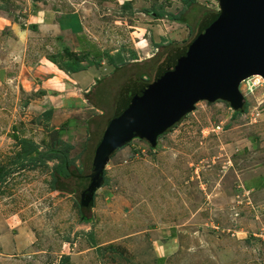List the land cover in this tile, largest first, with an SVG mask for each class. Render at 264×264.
Returning <instances> with one entry per match:
<instances>
[{
    "label": "rangeland",
    "instance_id": "rangeland-1",
    "mask_svg": "<svg viewBox=\"0 0 264 264\" xmlns=\"http://www.w3.org/2000/svg\"><path fill=\"white\" fill-rule=\"evenodd\" d=\"M37 1L60 4L61 11L78 4L84 25L78 55L65 52L70 46L59 41L40 52L61 50L62 65L73 56L82 64L98 56L105 62L109 54L117 67L99 66L88 76L75 71L80 85H89V102L66 103L50 120L26 105L39 91L0 83V264H264V83L247 90L257 76L239 85L241 111L201 100L154 147L134 138L116 149L92 206L82 212L89 222L81 221L79 192L50 189V161L15 165L22 160L17 138L24 136L41 149L69 144L68 156L87 176L116 103L122 99L126 106L136 80H153L168 50L194 36L196 19L217 10L216 1ZM180 19L192 31L175 36L184 28ZM61 123L67 130L54 131ZM87 183L88 177L82 188ZM162 229L176 237L175 249L163 258L154 254L161 249H153Z\"/></svg>",
    "mask_w": 264,
    "mask_h": 264
},
{
    "label": "water",
    "instance_id": "water-1",
    "mask_svg": "<svg viewBox=\"0 0 264 264\" xmlns=\"http://www.w3.org/2000/svg\"><path fill=\"white\" fill-rule=\"evenodd\" d=\"M216 16L139 87L106 125L97 143L88 183L80 192L86 206L103 184L110 155L137 138L154 147L158 136L191 112L198 101H223L241 111L239 84L256 75L264 83V0H214ZM92 202V201H91Z\"/></svg>",
    "mask_w": 264,
    "mask_h": 264
},
{
    "label": "crops",
    "instance_id": "crops-1",
    "mask_svg": "<svg viewBox=\"0 0 264 264\" xmlns=\"http://www.w3.org/2000/svg\"><path fill=\"white\" fill-rule=\"evenodd\" d=\"M76 5L73 4L69 11H61L60 4L48 6L37 0H0V83L14 82L24 93L29 90L39 91L34 97L28 98L26 105L36 108V113L47 120L63 110L61 107L66 103L73 102L82 106L88 102L85 99L90 89L88 83L80 85L81 80L78 81L76 73L58 61L57 56L61 50L54 55L40 52L45 43L52 41L56 45L59 41L66 47L70 46L69 49L64 47L69 52L78 55L76 42L83 33L84 25ZM39 41L43 42L39 45ZM78 61L86 65L79 58ZM98 64L105 66L100 60ZM76 72L88 76L91 70ZM67 119L64 121H70L71 118ZM64 125L61 123L60 127L54 126L53 130L58 132ZM92 157L93 154L90 163ZM160 236L163 240H155L153 249H161L155 250L154 254L163 258L175 249L176 237L170 229H162Z\"/></svg>",
    "mask_w": 264,
    "mask_h": 264
},
{
    "label": "trees",
    "instance_id": "trees-1",
    "mask_svg": "<svg viewBox=\"0 0 264 264\" xmlns=\"http://www.w3.org/2000/svg\"><path fill=\"white\" fill-rule=\"evenodd\" d=\"M185 4H190L194 2V0H184ZM216 10H205L201 12V15L196 19L195 21V28H197V31L195 32L194 36L185 44L183 45H175V47H172L168 50L167 54L164 56V58L160 61V63L157 65L154 77L156 73L158 72L159 68L164 65V63L173 56L182 46L188 44L190 41H192L199 32L216 16ZM180 21L184 24V28H180L179 30H176L173 35L175 36H182L185 32L188 33L192 31L191 26L185 22L184 20ZM152 28V27H151ZM153 43L155 44V47L158 45L160 46V40L161 37L157 36L153 29ZM185 37H182L181 40H184ZM65 52L70 53L67 49H64ZM105 58L104 64H113L114 67H117V65L113 61V57L109 54H106L103 56ZM99 56L97 59L91 60L90 62H87L85 66L79 64L78 57H70V60L68 62H65L66 66H68L71 70V72L75 71H81V70H92L97 69L99 67L98 64ZM148 82H139L135 81L132 83L133 85L136 84V90L141 87L143 84H146ZM89 93V91H87ZM85 94V99L89 102L87 99V95ZM122 99L116 103L113 116L118 114V112L121 110V108L124 107ZM17 141L19 143V150L16 153L17 156L22 159L18 162H15L16 168H20L23 166H29V167H35L39 164L47 165V162L50 161L51 164L49 166V175H50V182L49 187L51 190H57L62 191L66 193H76L83 190L82 188V180L84 178H87L88 176H85L81 174V169L73 163V160L69 158L67 154V148L69 147V144H64L65 148H57V147H47L44 149L39 148L38 144L32 141L31 139L24 138V137H18ZM112 155V154H111ZM14 167V166H13ZM1 168V167H0ZM14 169L10 168L9 170ZM9 170L6 171V173L9 172ZM5 172H3L4 174ZM103 183H104V177H103ZM92 200L89 201V203L86 206L78 205L80 218L82 222H89L90 217L85 216L82 214L83 211L88 210L92 206Z\"/></svg>",
    "mask_w": 264,
    "mask_h": 264
},
{
    "label": "built area",
    "instance_id": "built-area-1",
    "mask_svg": "<svg viewBox=\"0 0 264 264\" xmlns=\"http://www.w3.org/2000/svg\"><path fill=\"white\" fill-rule=\"evenodd\" d=\"M253 76H256V75H253ZM250 77H252V76H250ZM249 79V77L248 78H246V79H244L243 81H245V80H248ZM242 83V82H241ZM240 83V84H241ZM251 84H249L248 86H247V90L248 91H251V88L252 87H255L256 85H261L260 83H262L263 84V81H262V79L260 78V77H258L257 76V82L254 80V81H252V82H250ZM239 84V85H240ZM242 93H244L242 90H240Z\"/></svg>",
    "mask_w": 264,
    "mask_h": 264
},
{
    "label": "flooded vegetation",
    "instance_id": "flooded-vegetation-1",
    "mask_svg": "<svg viewBox=\"0 0 264 264\" xmlns=\"http://www.w3.org/2000/svg\"><path fill=\"white\" fill-rule=\"evenodd\" d=\"M84 188H85V187H84ZM84 188H83V189H84ZM79 198H80V197H79Z\"/></svg>",
    "mask_w": 264,
    "mask_h": 264
}]
</instances>
